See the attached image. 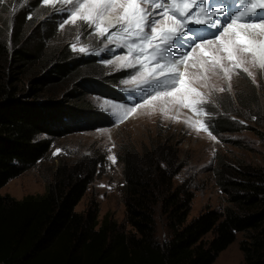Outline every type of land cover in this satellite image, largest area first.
<instances>
[{"label": "trees", "instance_id": "1", "mask_svg": "<svg viewBox=\"0 0 264 264\" xmlns=\"http://www.w3.org/2000/svg\"><path fill=\"white\" fill-rule=\"evenodd\" d=\"M33 4L36 9L39 1L32 0L27 8ZM9 6L0 0V15ZM20 12L22 19L7 33L10 41L0 37V190L48 155L51 142L41 136L57 140L110 123L109 117L72 101L82 104L87 95L121 99L112 88L119 80L109 76L90 80L82 94L73 88L66 101L58 100L64 87L78 79L76 68L95 60L74 61L67 48L49 50L48 43L58 35L54 21L42 28L35 46L22 45L19 38L33 12ZM157 129L143 151L128 145L118 154L121 225L111 213L100 218L96 205L76 211L92 183L87 168L68 172L61 167L42 194L20 200L0 194V264H214L238 234L244 235L243 264H264V166L218 158L214 177L225 206L189 220L193 192L186 182L174 185L181 171L179 152L171 151V139L163 132L170 129ZM211 130L227 131L222 124ZM157 209L167 230L162 241L157 238Z\"/></svg>", "mask_w": 264, "mask_h": 264}, {"label": "rangeland", "instance_id": "2", "mask_svg": "<svg viewBox=\"0 0 264 264\" xmlns=\"http://www.w3.org/2000/svg\"><path fill=\"white\" fill-rule=\"evenodd\" d=\"M31 1L19 0L17 3V0H7L11 6L2 8L5 13L0 15V37L3 40H9V29H13L16 21L22 19L19 16L21 12H18L23 9L32 10V16L26 17L27 23L22 30L23 35L19 38V41L23 42L22 45L29 48L35 46L44 30L42 28L54 21L59 23V36L56 35L57 38L48 43L49 50L54 48L61 53L67 48L74 61L88 57L95 60L92 66L82 65L76 68L75 75H78V79L65 86L67 89L64 87L60 97L56 98L66 101L65 95L71 89L74 88L73 90L82 94V88L85 85L88 88L90 80L100 82L112 76L113 80H119L115 87L111 85L115 89L114 92H117L118 96L119 93L125 94V101L90 95L79 98L82 104L72 101L71 104L83 107V110L89 107L92 114L109 117L110 123L106 120L107 123L99 128L82 129L57 140L41 136L40 140L51 142L48 155L21 176L11 180L0 190L1 195H10L20 200L27 195L42 194L46 184L54 182L56 172L61 167L65 166L68 172L76 168H87L88 173L93 175L92 183L76 211L84 213L96 205L100 210V218L106 213H111L121 225L124 221V205L120 193L123 175L118 154L122 147L128 145L135 147L138 152L143 151V146L148 145L149 140L157 136V128H160V132L170 129L163 131L171 139L170 150L179 152L178 165L181 171L174 185L186 182L193 192L189 220L209 209L220 210L225 206L224 196L214 177L218 158L223 156L233 163L245 162L264 166V69L253 66L250 55H238V59L242 58L246 63L241 68H236L222 51L223 45L216 39L218 34L210 40L193 43V37L183 31L180 34L184 37L183 41L177 37L170 44V48L178 50L169 51L168 56L171 60H183L185 53L188 54L184 63L176 65L184 73V83L179 91L167 96L165 93L170 90V82L166 78L159 77L156 82L150 84L142 82L141 67L136 63V58L141 53L138 50L129 53L126 47L129 43L135 44L139 41L134 35L131 38L128 34L119 35L118 13H105L101 26L108 27L110 23H116L117 27H108V32L101 35L95 25L88 21L75 19V22H72L74 0H56L54 5L45 4L44 0H36L39 1L36 9L34 4L33 8H27ZM134 2L150 10L149 4L144 3V0ZM11 9H14L12 14ZM161 12L162 8L155 9L153 18L161 20L163 24L166 19L161 18ZM10 19L15 20L14 24ZM8 23L10 25H7ZM228 24L229 21L225 23ZM37 28H40V31ZM222 30L223 27L218 33L221 34V39L226 41ZM109 36L112 38L109 39ZM59 40L62 41L60 45ZM260 41H264V37ZM201 43L204 45L203 52L196 47V44ZM151 51L149 49V55ZM213 57H223L220 60L222 66L209 70L208 61ZM128 62L136 63V66H122ZM152 64H155V61H152ZM243 67H247L252 75L244 72ZM225 69H228L227 73ZM134 77L136 79L133 82ZM192 88L201 95L196 96L194 92H190L189 89ZM157 92H160L161 96L152 100V96ZM146 100L150 103L146 104ZM180 100L192 104V107L182 106ZM196 101L201 102L194 103ZM256 104L260 110L255 108ZM130 108H135V111L127 112ZM162 108L167 112L161 111ZM201 124L208 130L204 131ZM220 124L227 131L212 133L211 129H218ZM112 157H115V162ZM155 217L157 238L162 241L167 230L160 209L156 210ZM243 239L244 235L238 234L235 242L218 256L214 264H243L244 257L240 250Z\"/></svg>", "mask_w": 264, "mask_h": 264}, {"label": "snow or ice", "instance_id": "3", "mask_svg": "<svg viewBox=\"0 0 264 264\" xmlns=\"http://www.w3.org/2000/svg\"><path fill=\"white\" fill-rule=\"evenodd\" d=\"M55 2L56 0H44L45 4L52 3L54 5ZM144 3L149 4L150 10L142 8L134 0H74V9L71 13L72 22L74 23L75 19L88 21L95 25L96 30L101 35H104L108 32V27H117L116 23H110L108 27L101 26L105 13H118L119 35L128 34L129 38L134 35L139 41L135 44L129 43L126 47L129 53L134 50L141 53L140 56H137L136 63L141 67L140 78L142 82L150 84L156 82L159 77H164L170 82V90L165 95L172 96L180 90V86L184 83V73L180 72L176 65L184 63L188 59V54L185 53L183 60L169 59V51L175 52L178 50L170 48L171 42L177 37L180 41H183L184 37L180 33L185 29V25L206 24L211 16L224 15L225 8L218 7L209 11L204 6L209 3V0H144ZM242 7L243 10L239 11L238 14L227 16L231 22L222 31L223 34H228L231 30V36L225 41L221 39V34L218 33L216 39L223 45L222 51L227 54V59L233 62L234 67L241 68L246 63L244 59H238V55L248 54L252 57L253 66L264 69V41H257L252 38L253 32L264 34V0H245ZM159 8L163 9V12L159 15L162 19H166L163 24L161 20L153 18L155 9ZM194 8L197 11L193 15H189ZM258 9L261 11L258 12ZM202 17L204 18L202 19ZM238 21H243V23H238ZM158 25L159 27H157ZM187 31L191 32V27ZM111 38L109 36V39ZM193 43H195V40H193ZM162 45L165 47L162 48ZM196 47L203 52V43L196 44ZM149 49L152 50L151 55L148 54ZM80 50L84 51V49ZM221 59L223 57H213L208 61L210 64L209 70L222 66L220 64ZM162 60L165 63H161ZM152 61H155V64H152ZM136 63L128 62L122 66L135 67ZM242 70L248 75H252L247 67H243ZM227 71L228 69H225L226 73ZM148 77L152 79L149 80ZM135 79L134 77L133 82ZM189 91L194 92L196 96L201 95L194 88L189 89ZM160 96L161 93L157 92L156 95L152 96V100H156ZM200 102L196 101L194 103ZM145 103H150V101L146 100ZM179 103L184 107H192V104H186L183 100H180ZM134 111L135 108L127 109V112ZM161 111L167 112L165 108H162ZM201 128L204 131L208 130L203 124H201ZM111 159L115 162V157Z\"/></svg>", "mask_w": 264, "mask_h": 264}, {"label": "bare ground", "instance_id": "4", "mask_svg": "<svg viewBox=\"0 0 264 264\" xmlns=\"http://www.w3.org/2000/svg\"><path fill=\"white\" fill-rule=\"evenodd\" d=\"M258 12L259 11H261V10H257ZM216 25V28H219L220 26H222V25H219V24H215ZM242 31V30H241ZM224 36H225V38H229L230 36H231V30H230V32L228 33V34H224ZM264 37V34H259L258 32H253L252 33V38H254V39H256V40H261L262 38ZM244 56H245V54H244ZM247 60H248V58H247ZM179 69V71L181 72V70H180V68H178ZM229 262V261H228ZM219 264H227V263H223V262H221V263H219Z\"/></svg>", "mask_w": 264, "mask_h": 264}]
</instances>
